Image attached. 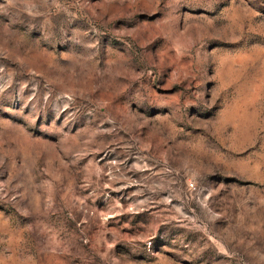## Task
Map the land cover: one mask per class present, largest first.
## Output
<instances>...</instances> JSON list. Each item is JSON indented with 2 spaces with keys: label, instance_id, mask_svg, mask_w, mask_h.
<instances>
[{
  "label": "rangeland",
  "instance_id": "rangeland-1",
  "mask_svg": "<svg viewBox=\"0 0 264 264\" xmlns=\"http://www.w3.org/2000/svg\"><path fill=\"white\" fill-rule=\"evenodd\" d=\"M0 264H264V0H0Z\"/></svg>",
  "mask_w": 264,
  "mask_h": 264
}]
</instances>
